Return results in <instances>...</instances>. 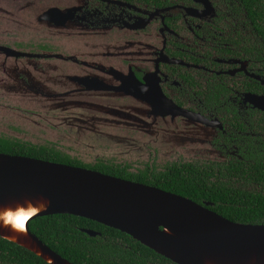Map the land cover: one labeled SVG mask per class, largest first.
<instances>
[{
	"label": "flooded vegetation",
	"instance_id": "flooded-vegetation-1",
	"mask_svg": "<svg viewBox=\"0 0 264 264\" xmlns=\"http://www.w3.org/2000/svg\"><path fill=\"white\" fill-rule=\"evenodd\" d=\"M260 34L264 0H0V108L28 120L40 117L31 103L41 111L46 97L98 105L102 96L129 98L150 125L183 127L172 159L71 158L133 174L173 163L215 169L264 144V111L247 101H264ZM132 89L143 97L129 96ZM3 128L1 140L49 144L31 142L41 132L19 118Z\"/></svg>",
	"mask_w": 264,
	"mask_h": 264
},
{
	"label": "water",
	"instance_id": "water-1",
	"mask_svg": "<svg viewBox=\"0 0 264 264\" xmlns=\"http://www.w3.org/2000/svg\"><path fill=\"white\" fill-rule=\"evenodd\" d=\"M135 92L132 89L127 94L134 99L143 97ZM247 101L264 111L262 99L249 97ZM26 200L49 202L37 217L68 215L95 222L125 234L173 264H264L263 224L230 222L208 210V204L198 205L151 186L92 170L0 154V207ZM81 232L89 237L99 235L89 230ZM6 233L0 227V239L46 264H71L28 229L25 237L41 256L7 239Z\"/></svg>",
	"mask_w": 264,
	"mask_h": 264
},
{
	"label": "trees",
	"instance_id": "trees-1",
	"mask_svg": "<svg viewBox=\"0 0 264 264\" xmlns=\"http://www.w3.org/2000/svg\"><path fill=\"white\" fill-rule=\"evenodd\" d=\"M264 40V34H260ZM51 143L45 147L0 139V154L22 156L92 170L107 176L151 186L186 198L239 224L264 225V144L250 158L216 165L215 169L171 164L160 171L137 173L109 161L83 165ZM260 149L261 151H259ZM253 188V189H250ZM81 230L98 233L89 237ZM28 231L50 251L71 264H173L130 237L95 222L68 215L37 217ZM0 264H46L32 253L0 239Z\"/></svg>",
	"mask_w": 264,
	"mask_h": 264
},
{
	"label": "rangeland",
	"instance_id": "rangeland-1",
	"mask_svg": "<svg viewBox=\"0 0 264 264\" xmlns=\"http://www.w3.org/2000/svg\"><path fill=\"white\" fill-rule=\"evenodd\" d=\"M3 92L9 98V88L5 87ZM47 98L52 97L36 104L41 111L31 103V109L35 114L40 113V117L30 115L28 120H22L16 112L0 108L2 132L5 133L3 126L8 125L9 117L19 118L23 125L40 130V136L31 142L52 143L84 163L98 158H112L119 163H141L154 154L156 163L163 164L172 159L174 149L186 140L179 124L150 125V119L141 116L140 104L129 98L102 96L101 105L77 103L67 97L58 100ZM80 109L92 110L91 113L95 114L83 116L79 114ZM187 142L194 144L191 140Z\"/></svg>",
	"mask_w": 264,
	"mask_h": 264
},
{
	"label": "clouds",
	"instance_id": "clouds-1",
	"mask_svg": "<svg viewBox=\"0 0 264 264\" xmlns=\"http://www.w3.org/2000/svg\"><path fill=\"white\" fill-rule=\"evenodd\" d=\"M49 202L38 200L35 203L31 200L23 204H17L15 208H0V227L8 228L12 232L27 235L29 222L46 211ZM26 205V206H25Z\"/></svg>",
	"mask_w": 264,
	"mask_h": 264
},
{
	"label": "bare ground",
	"instance_id": "bare-ground-1",
	"mask_svg": "<svg viewBox=\"0 0 264 264\" xmlns=\"http://www.w3.org/2000/svg\"><path fill=\"white\" fill-rule=\"evenodd\" d=\"M75 99H77V97H75ZM93 112L92 110H88V109H80L79 114L80 115H85V116H90L91 114L94 115L95 113H91ZM28 201V200H26ZM25 202V201H24ZM23 202V203H24ZM32 202H36V201H32ZM17 206V204H12L11 207L15 208ZM26 206V205H25ZM0 208H5V207H0ZM7 230V233L5 234V237L7 239L13 240V242H16L26 248H29L30 250H33L34 252L37 253V255L39 254V251L37 250V248H35V246L25 237V235L22 234H18L15 232H12L10 229L5 228ZM43 258H45L48 262H50L49 258H47L46 256H43Z\"/></svg>",
	"mask_w": 264,
	"mask_h": 264
}]
</instances>
